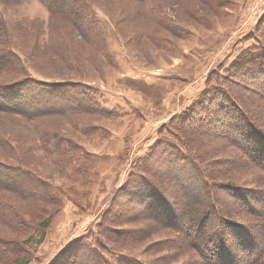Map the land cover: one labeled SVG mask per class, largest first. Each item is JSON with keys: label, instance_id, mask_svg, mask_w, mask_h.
Segmentation results:
<instances>
[{"label": "rangeland", "instance_id": "obj_1", "mask_svg": "<svg viewBox=\"0 0 264 264\" xmlns=\"http://www.w3.org/2000/svg\"><path fill=\"white\" fill-rule=\"evenodd\" d=\"M88 3L100 21L94 29L97 35L92 36L94 44L80 38L42 0H0V45L8 46L26 60L29 71L38 79L85 81L93 87L96 103L108 111L51 117L45 125L59 126L60 133L80 147L74 155H58L57 161L38 147L32 127L19 118L0 114V129L13 145L27 150L26 165L62 187L68 196L61 205L36 206L23 212L29 224H39L29 229V258L19 257L20 262L52 264L64 247L79 238L100 253L106 264H118L119 255L147 264L188 263L185 247L175 240L176 233L148 218L160 202L151 198L144 201L138 192L141 186L135 185L132 192H127L132 179L128 173L133 162L138 168V158L146 156L150 146L162 153L156 156L157 163L172 149H183L171 129L165 125L166 129L158 132L159 127L169 125L172 115L188 108L205 89L210 91L216 86L214 75L210 83L206 82L211 71L220 76L232 73L233 62L248 55L247 49L264 45V0ZM61 41L72 56L74 67L70 72L66 70ZM52 42H58L55 49L48 47ZM247 69L249 66H244L243 72ZM211 141L200 145L199 152H218L217 157L214 155L216 161L225 159V164L219 162L217 170L224 172L223 178L215 177L216 185L238 182L264 189L263 174L251 167L236 169L232 165L234 151L231 154L227 146L224 151H217L216 142L210 150ZM171 167L161 165L160 169L171 173ZM192 183L196 185L198 181ZM123 199L140 203L144 212L136 205L132 209L122 206V214L111 225L121 229V234L124 230L134 234L127 238L140 237L125 241L122 236L111 241L102 236L101 228L107 222L110 207ZM225 200L234 201L229 196ZM258 218L256 215L250 220ZM42 219H46L43 227ZM42 231L43 238H39ZM0 234L16 236L2 226Z\"/></svg>", "mask_w": 264, "mask_h": 264}, {"label": "trees", "instance_id": "obj_2", "mask_svg": "<svg viewBox=\"0 0 264 264\" xmlns=\"http://www.w3.org/2000/svg\"><path fill=\"white\" fill-rule=\"evenodd\" d=\"M42 1L80 38L95 43L91 40L97 35L94 29L100 21L90 10L88 0ZM128 1L143 5L150 0ZM60 43L66 70L70 72L74 67L71 53L65 50L66 43ZM55 45L58 42L49 43L48 47L55 49ZM247 50L248 55L233 62L232 73L220 76L211 71L206 82L210 83L214 75L216 86L210 91L205 89L188 108L172 115L169 125L164 123L163 128L159 127L158 132L164 131L165 125L171 129L183 149H172L157 163L156 156L162 153H156L150 146L146 156L138 158V168H134L137 163L133 162L128 173L132 179L127 192H132L135 185L141 186L138 192L144 201L149 202L151 198L153 202H160L148 218L176 233L175 240L185 247L188 255L189 262L185 264H264V189L234 181L216 185L215 177L223 178L224 172L217 170L219 162L225 164V159L216 161L218 152H199L200 145L211 139L210 150L216 142L215 150L224 151L227 146L231 154L234 151L232 165L236 169L251 167L264 175V45ZM244 66L250 68L244 71L247 73L243 72ZM0 75V114L19 118L32 127L38 147L53 161H57L58 155H74L80 147L60 133L59 126L45 125L51 117L77 112L108 113L96 103L93 87L88 83L74 78L38 79L29 71L27 61L6 45H0ZM163 144L172 148L168 142ZM27 155L25 147L13 145L0 129V226L16 234L14 237L0 234V264H23L19 257L29 256L27 244L32 234L28 231L39 223L29 224L24 211L30 212L36 206H58L62 199L68 198L62 187L26 165ZM161 165L174 168V172L160 169ZM194 181L198 184H193ZM228 196L234 201H226ZM134 205L144 212L140 203L126 199L110 207L107 222L101 228L104 238L115 241L125 236L123 240L127 241L140 237L127 238L134 234L127 230L121 234V229L111 225L122 214V206L132 209ZM256 215L258 219L250 220ZM46 219L40 222L42 227ZM38 236L43 238V231ZM117 262L147 264L123 255L117 256ZM52 264H106V260L89 243L77 238L62 249Z\"/></svg>", "mask_w": 264, "mask_h": 264}]
</instances>
